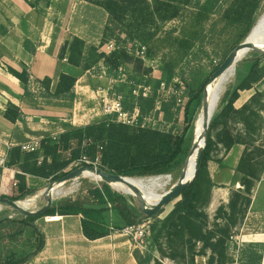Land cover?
<instances>
[{
    "label": "trees",
    "instance_id": "16d2710c",
    "mask_svg": "<svg viewBox=\"0 0 264 264\" xmlns=\"http://www.w3.org/2000/svg\"><path fill=\"white\" fill-rule=\"evenodd\" d=\"M102 9L107 14L102 40L99 47L86 48L83 40L71 37L63 44L58 60H65L75 69L89 70L99 60L114 69L123 64H135L125 50L115 51L109 56L98 53L99 48L111 41L116 32L128 41H137L144 47V54L150 58L151 44L154 42L159 26L182 19L185 11H191L189 25L180 38H169L171 47L176 51L190 52L205 25L218 14L222 30L235 34V44L230 51L237 48L249 36L256 24L259 13L264 11V0H80ZM264 22V21H263ZM120 38V37H119ZM119 40V39H117ZM141 51V49H140ZM230 54V53H229ZM227 54L226 57L229 55ZM250 67L247 75L235 87L229 88L222 97L219 111L209 123L205 145L194 180L184 189L171 211L162 219L157 214L147 217L139 211L137 199H128L113 193L107 184L99 187L81 183V197L75 200L64 199L53 202L51 207L35 217L22 215L4 206L0 217L12 213L11 219L0 226L14 224L26 234L24 248L6 252L0 264H26L44 247V236L35 226V222L47 216H81L82 234L90 241L104 238L111 231H122L125 227L137 226L152 220L149 227L151 242L162 259L174 264H195L196 257L207 258L206 264H227V245L233 237V230L241 225L251 204L255 186L264 178V94L255 92L240 109L234 108L239 92L253 89L264 81V68L261 62L264 55L248 52ZM211 73L190 98L185 109V119L189 108L196 103L202 107L204 90L222 62ZM239 65V62L236 66ZM173 63H166L162 69L163 81L149 80L145 86H152L153 96L139 97L134 106L122 102V110L131 114L138 110L135 126L116 123L115 115L106 117L96 123L82 127L63 124V132L57 137H45L40 149L34 153H24L19 146L8 154V168L17 172H5L4 186L0 189V199L17 203L34 196L36 189L29 188L27 177L57 183L60 179L76 169L97 163L102 171L130 179L171 178L166 191L178 181L186 160L194 145V137L187 125L181 133L141 128L142 120L155 106V94L162 83H170L174 76ZM240 66V65H239ZM9 73L18 79L25 98H31L28 91L29 78L26 71ZM78 77L61 73L56 85L44 79L40 82L44 90L43 98L72 103L75 100L74 88ZM165 111V109H164ZM4 118L15 123L22 119L20 109L7 104ZM233 126V127H232ZM236 126H240L238 129ZM235 127V128H234ZM214 134V137L212 136ZM244 147L233 178L232 185L239 183L240 189L230 193L226 206H220L214 215V225H210L207 208L210 205L212 191L215 187L209 174L208 164L213 161L212 154L220 149L226 153L232 147ZM201 149V147H200ZM15 184V187H14ZM154 193L157 196L162 194ZM111 215L109 217L108 215ZM224 222L218 225V221ZM259 249L258 245H247ZM30 249V250H29ZM257 252H259L257 250ZM256 252V253H257ZM247 253L246 264H260V254ZM133 256L138 264H160L151 256L142 257L138 250Z\"/></svg>",
    "mask_w": 264,
    "mask_h": 264
},
{
    "label": "rangeland",
    "instance_id": "374dc122",
    "mask_svg": "<svg viewBox=\"0 0 264 264\" xmlns=\"http://www.w3.org/2000/svg\"><path fill=\"white\" fill-rule=\"evenodd\" d=\"M77 2L78 1H76V3ZM78 3L77 6L70 8L67 12H63V8L61 13L59 11L62 4L60 6L55 5V9L50 16V22L52 21L55 25L56 35L60 32L64 33V39L67 41L73 37L74 32L83 37L86 48L92 46L99 47L104 26L107 22V14L97 7L86 5L82 8V6H78ZM262 4L264 9V3L262 2ZM190 12L191 11H185L182 19L159 26L155 40L151 44L150 58L146 56V53L144 54V47L137 43V41H128L125 36L116 32L115 37L111 41H107L103 44L101 48H99L98 53L109 56L115 51L125 50L133 57L134 61H140L141 65L135 62L134 65L123 64L119 69H114L108 66L104 60H99L89 70H76L75 74L78 80L74 88L75 100L72 103L65 102L61 104L62 106L60 105V107L63 108L54 110V112L48 116L47 119L51 124L50 126L59 125L63 128V123L59 121V117H63L66 123L75 127L96 123L108 117L104 115V108L106 106H112L116 102H121V107L122 102L127 103L128 106H134L139 97L149 98V96H153L152 86H145V84L149 80L163 81L164 76L162 75V69L166 63L170 62L174 65L173 79L170 83H162L160 85V88L154 96V109L143 118L141 128L181 133L183 129L189 125V132L195 138L197 145V140L201 138L203 131V123H201L199 136L196 138V123L202 119V107L198 108L196 103L192 104L189 108L187 119H185V109L190 98L196 93L200 85L210 78L211 73H213L219 63L223 61L227 54L233 51L230 50L235 44V34H231L229 30L223 33L220 32L222 30V24L219 23V16L217 14L212 16L213 18L205 25L203 33L199 35V40L196 41L194 48L190 52L176 51L171 47L169 38H180L182 36L183 30L189 25L190 19L187 14ZM263 15L264 11L257 15L256 23L262 19ZM60 27L65 32L59 30ZM257 34H264V22L256 34L250 38V43ZM239 65L221 80L211 84L209 81V86L206 88L208 103L211 106L209 121L218 113L220 101L225 92L230 87L235 88L247 75L250 67V57L248 55L246 57L243 55L240 58ZM261 67L264 68V59L261 62ZM262 83H264V81ZM261 84L256 86L261 88ZM124 114H126L128 120H130V125H132V121H134V123L137 122L138 110L136 108L131 114L125 112ZM135 124L133 125L135 126ZM236 127L241 129L240 126ZM50 133L51 132H43L40 135L42 139L45 137L58 136H52ZM212 136L214 137V134ZM199 151L200 147L194 151L195 161H197ZM222 153L224 152L221 149L219 151L215 150L212 154V162L219 159V155ZM208 170L210 174V162L208 164ZM129 181L138 189L148 205L157 202L160 197L157 196L154 191L163 194L167 192L166 189L169 184H171L170 177L162 179H131ZM82 182H87L95 187H99L101 183L99 178L94 174L86 172L77 182L72 180L64 184H59V186L53 190L55 197H57L54 203L64 199L75 200L80 198L82 195L80 190ZM261 182L262 180L258 184H261ZM114 184L121 185L119 183ZM48 185V182L43 180L35 181L33 187L37 190V193L20 203L25 205L26 202L30 201L32 204L26 209H39L40 203H45L44 199H42V193ZM108 187L113 193L126 199L132 196V193L128 189V192L122 193V191L114 190L111 184L108 185ZM154 197L155 199H152ZM262 198H264L263 187ZM173 205L174 203L162 209L158 219L164 218L171 211ZM217 209L212 210L209 205L206 210L210 218L211 226L214 225L213 220ZM1 213H3V211L0 212V215ZM108 216L111 217L110 214ZM152 222V220L144 221L142 223L145 225L144 229L146 230L149 228ZM223 224L224 222L221 220L218 221V225ZM237 232L238 227L233 230V237L227 245V264H246L247 253L255 254L258 250L257 248H250L247 245H242L235 237ZM26 240V234L21 227L14 224H4L0 226V259L10 250L17 249L20 252L25 251L24 244H26ZM141 247H143L141 251L139 249L136 250L140 252L142 257L151 256L152 260H158L160 264H174L170 260L160 257L151 242L150 235L145 237ZM206 262L207 258L205 257H196L195 259V264H206ZM150 264H155V262L152 261Z\"/></svg>",
    "mask_w": 264,
    "mask_h": 264
},
{
    "label": "crops",
    "instance_id": "0c3cea01",
    "mask_svg": "<svg viewBox=\"0 0 264 264\" xmlns=\"http://www.w3.org/2000/svg\"><path fill=\"white\" fill-rule=\"evenodd\" d=\"M76 1L82 8L86 5L94 7L80 0H0V156L3 153L9 154L14 147L31 140L42 139L40 134L43 132H51L52 136L63 132L59 125L50 126L47 118L54 110L63 108L60 105L65 102L43 98L44 90L40 82L50 79L53 88L61 73L76 76L75 71L78 69L70 67L65 60H58L59 52L66 41L65 34L60 32L56 35L55 25L50 22L55 5L62 4L59 12L63 8V12H67L77 6ZM59 30L65 32L61 27ZM73 37L85 42L83 37L74 32ZM9 69L19 73L26 71L31 98L24 97L18 79L9 73ZM255 92L264 94V83L261 88L254 86L251 90L239 92L234 108L240 109ZM9 103L18 107L22 113V119L15 123L7 121L3 116ZM59 121L66 123L63 117H59ZM243 151V146L236 145L228 152L220 154L216 161L210 162V177L215 185L210 209L226 206L231 191L240 189L239 183L231 185V181ZM5 172L14 173L17 170L7 166L0 168V189L5 183ZM37 180L41 181L27 177L28 187L34 189L33 183ZM262 187L264 189V179L255 186L251 204L235 236L242 245L259 246L256 254L261 255L260 264H264ZM31 204L29 201L22 205L28 208ZM44 205L45 203H40L39 209L27 210L37 211ZM57 216L60 217L59 222L46 223L43 218L35 222V226L44 236V247L26 264H138L133 256L136 249L127 235L120 231H111L104 238L90 241L82 234L81 216Z\"/></svg>",
    "mask_w": 264,
    "mask_h": 264
},
{
    "label": "water",
    "instance_id": "95a60500",
    "mask_svg": "<svg viewBox=\"0 0 264 264\" xmlns=\"http://www.w3.org/2000/svg\"><path fill=\"white\" fill-rule=\"evenodd\" d=\"M263 21H264V15L262 19L258 23H256V25L253 27L252 31L250 32L249 36L245 39V41L242 44H240L237 48H235L226 57V59L222 62V64L218 67V69L214 72L213 76L210 79V84L215 81L221 80L231 70H234L237 63L240 61V58L243 55H246L248 52H257L260 55H264V46L262 48H258V47L253 46L250 43V38L254 34H256L258 29L263 24ZM201 114H202V119L204 123V132L201 138L197 140V145L194 139V145L190 153V156H191L197 148L201 147L197 155L196 169L193 175L189 177L188 172H187V166H188V162L190 158L189 156V158L186 160L184 164V167L181 171V174H180V177L177 183L170 190H168L167 192H164L160 196L159 201L155 205L148 206L144 198L142 197V195H140V193L132 185L126 183L125 180H131L130 178H122L117 175L104 172L100 168L94 167V166L80 167L76 169L75 171L70 172L68 175L60 179L57 183L51 182L48 185V187L44 190V192L42 193V199H44L45 205L40 210L28 211L25 207L21 205L20 202L14 203L7 199H0V205L6 206L12 209L13 211L20 213L22 217H35L51 207L52 203L54 202V193H53L54 188L59 186V184H64L69 181L79 179L80 177H83L84 173L88 172V173L94 174L97 178H99V180L102 183H105L107 185H110L111 183H125L134 192L135 194L134 197L137 199L138 204H139V211L143 213L144 215H146L147 217L157 215L161 213L162 209H164L166 206L172 203L175 204L177 201H179V197L181 193L194 180L198 172L199 163H200V159H201L202 152L204 149L205 139H206L209 123H210L209 118L211 115V106L208 103L206 89L204 90ZM12 216L13 214L9 213V214H6L0 217V223L11 219Z\"/></svg>",
    "mask_w": 264,
    "mask_h": 264
},
{
    "label": "built area",
    "instance_id": "2783aa9c",
    "mask_svg": "<svg viewBox=\"0 0 264 264\" xmlns=\"http://www.w3.org/2000/svg\"><path fill=\"white\" fill-rule=\"evenodd\" d=\"M104 115L108 117L115 115L114 121L116 123H121V124L128 125V126H133V124H135L134 121H132V125H130L131 123L130 120H128L127 115L124 114V112L122 111L121 102H116L112 106H106L104 108ZM41 140L42 139L31 140L30 142L22 144L19 147L21 148V151L24 153H34V152L39 151ZM82 162H84L87 166L90 165V163L85 158L82 159ZM7 163H8V153L1 154L0 168H5ZM93 166L97 167V163L93 164ZM78 180L79 179H76L74 181L77 182ZM14 187H15V184H14ZM56 199L57 197H55V194H54V200ZM1 211H3V206L0 205V212ZM43 220L46 223L59 222L60 217H58L57 215L47 216V217H43ZM144 228H145V225L143 224L142 225L140 224L137 226H129V227H125L121 231V233L130 237L132 242L134 243V248L139 249L141 251V249L143 248L141 247V245H143L145 237L150 235L149 228H147L146 230Z\"/></svg>",
    "mask_w": 264,
    "mask_h": 264
},
{
    "label": "bare ground",
    "instance_id": "6f19581e",
    "mask_svg": "<svg viewBox=\"0 0 264 264\" xmlns=\"http://www.w3.org/2000/svg\"><path fill=\"white\" fill-rule=\"evenodd\" d=\"M251 44L255 47H258V48H262L264 46V34L261 35V34H257L254 36V39L251 41ZM201 123H203V119L197 121L196 123V131H195V135L197 136L196 138H198L199 136V130H200V127H201ZM202 134L204 132V123H203V126H202ZM196 169V161H195V158H194V152L193 154L190 156L189 158V162H188V166H187V172H188V176H192L194 171ZM127 184H130L132 185L137 191L138 189L129 181V180H125ZM121 185H117V184H114V183H111V187L114 188V190H119V191H122L123 192H128L127 189L135 196L134 192L128 187V185H126L125 183H119ZM125 186V187H124ZM55 189V188H54ZM139 192V191H138ZM140 193V192H139ZM141 195V194H140ZM160 198V197H159ZM159 198H158V201H159ZM152 199H155L152 198ZM157 201V202H158ZM157 202L151 204V205H155ZM22 205V204H21ZM148 205V204H147ZM151 205H148V206H151ZM23 206V205H22Z\"/></svg>",
    "mask_w": 264,
    "mask_h": 264
}]
</instances>
